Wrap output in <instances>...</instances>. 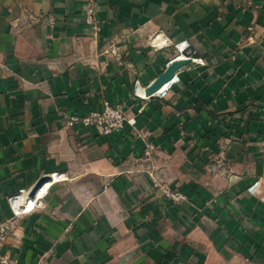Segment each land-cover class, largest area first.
<instances>
[{"label":"crops","instance_id":"obj_1","mask_svg":"<svg viewBox=\"0 0 264 264\" xmlns=\"http://www.w3.org/2000/svg\"><path fill=\"white\" fill-rule=\"evenodd\" d=\"M182 40L205 62L141 97ZM106 101L121 130L71 121ZM42 176L15 264H264V0H0V220Z\"/></svg>","mask_w":264,"mask_h":264},{"label":"built area","instance_id":"obj_2","mask_svg":"<svg viewBox=\"0 0 264 264\" xmlns=\"http://www.w3.org/2000/svg\"><path fill=\"white\" fill-rule=\"evenodd\" d=\"M41 15L38 16L40 18ZM85 20L91 27L93 33H97L99 30L98 20L96 17V11L93 3H88L85 9ZM158 38V36H157ZM108 51V50H107ZM110 53L117 54V48L114 46H110ZM176 58L182 59H189L191 58L195 63H204L205 61L202 58L192 57L189 52V43L187 40H182L179 42L174 43V53L171 57L170 61L167 65ZM177 76L176 73L169 81L168 86L165 89H159L158 91L152 93L151 95L145 94V88L138 86V81H136L135 90L136 92L143 98H149L151 96L157 97H166L167 91L170 88L172 82L176 80ZM139 89L143 91V93L139 92ZM81 119V121L87 125L92 126L97 129L99 133L108 134L113 131L121 130L124 127L125 122L127 121L126 116L123 110L116 105L111 104L110 102L106 101L103 104V107L100 110L90 112L87 115L82 117L80 116H72L71 121H75ZM153 149L152 146H148L145 148L144 155L149 156L151 154V150ZM257 184V182L253 183L250 186V190ZM41 188V187H40ZM40 188L36 191V193L31 196L29 195L30 190H21L18 193H15L8 197V202L12 209V216L0 220V264H15L14 261L10 259L7 255L3 254L1 249L5 244L14 224L17 221V218L20 217L22 214L27 213L30 211L36 203V197L39 195ZM163 195L166 199L170 200L172 203H178L187 199L186 194L182 191H173L167 189L165 187H160ZM33 200V204L31 207H28V204Z\"/></svg>","mask_w":264,"mask_h":264},{"label":"water","instance_id":"obj_3","mask_svg":"<svg viewBox=\"0 0 264 264\" xmlns=\"http://www.w3.org/2000/svg\"><path fill=\"white\" fill-rule=\"evenodd\" d=\"M190 59H182L176 58L172 60L165 70L161 72L156 79L146 88L145 94L151 95L152 93L158 91L159 89L163 88L166 84L171 81L173 76L175 75L176 71L182 67L183 65L187 64ZM49 179V176H42L40 177L36 183L31 187L29 191V195L33 196L36 191L42 186V184Z\"/></svg>","mask_w":264,"mask_h":264},{"label":"rangeland","instance_id":"obj_4","mask_svg":"<svg viewBox=\"0 0 264 264\" xmlns=\"http://www.w3.org/2000/svg\"><path fill=\"white\" fill-rule=\"evenodd\" d=\"M147 170L150 172V175L154 179V186L155 187H159V188L160 187H165L167 189L176 191V189L170 188L169 184L163 180V177L155 171L156 169L150 168V169H147ZM141 171H142V169H140L139 166H136V167H134V171L129 170L127 172L129 173V172H141ZM178 191H180V190H178Z\"/></svg>","mask_w":264,"mask_h":264},{"label":"bare ground","instance_id":"obj_5","mask_svg":"<svg viewBox=\"0 0 264 264\" xmlns=\"http://www.w3.org/2000/svg\"><path fill=\"white\" fill-rule=\"evenodd\" d=\"M167 86H168V84H166L165 86H163V88H161V89H165ZM139 92H140V93H143V91H142L141 89H139ZM55 175H56V174H55ZM55 177H57V176H53V179H54ZM45 183H48V181H46ZM44 186H45V184H42V186H41V188H40L39 196H41V195L44 194V193L41 194V193L44 191ZM45 187H46V186H45ZM45 192H46V191H45ZM32 204H33V200L28 204V207H31Z\"/></svg>","mask_w":264,"mask_h":264}]
</instances>
